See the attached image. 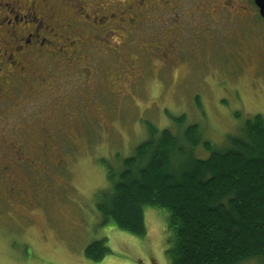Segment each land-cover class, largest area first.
I'll use <instances>...</instances> for the list:
<instances>
[{"label": "rangeland", "instance_id": "1", "mask_svg": "<svg viewBox=\"0 0 264 264\" xmlns=\"http://www.w3.org/2000/svg\"><path fill=\"white\" fill-rule=\"evenodd\" d=\"M38 1L20 0V10L53 29L66 57L29 56L41 78L8 88V99L0 91V156L25 146L21 156L35 160L28 175L3 159L14 192L7 198L0 182V264H169L166 210L143 207L142 236L98 211L108 172L121 170L147 124L178 135L196 124L199 139L226 146L246 119L264 117V19L253 0ZM7 33L0 28L1 49ZM194 153L209 155L202 144ZM100 239L106 254L86 257Z\"/></svg>", "mask_w": 264, "mask_h": 264}, {"label": "trees", "instance_id": "2", "mask_svg": "<svg viewBox=\"0 0 264 264\" xmlns=\"http://www.w3.org/2000/svg\"><path fill=\"white\" fill-rule=\"evenodd\" d=\"M147 131L121 170L108 172L110 189L96 203L104 219L142 236L150 205L167 212L169 264H264V117L246 119L226 146L199 139L196 124L182 135L152 124ZM198 144L207 157L196 156ZM107 251L100 239L84 254L98 260Z\"/></svg>", "mask_w": 264, "mask_h": 264}, {"label": "flooded vegetation", "instance_id": "3", "mask_svg": "<svg viewBox=\"0 0 264 264\" xmlns=\"http://www.w3.org/2000/svg\"><path fill=\"white\" fill-rule=\"evenodd\" d=\"M19 1L20 0H12V2H8L7 0H0V24L3 23V27L0 28H3L8 32L7 36L9 39L8 47L6 49L0 48V56H1L0 91H1V96L3 95L4 97H7V99L10 98L8 96V93H6V90L8 88H19L20 86H24L27 84L30 85L31 83H35L37 81V77L41 78L40 73H38L37 70H35L36 67L31 66L30 63L31 59L30 61L28 59L29 56L32 55L31 56L32 58L37 59V63L42 61H45L44 63H46L47 61H53L52 64L59 62V58L66 57L64 55L65 50L63 46H61L58 50H55L54 47H52L53 41L49 38V36L54 35V33L50 32L53 29L51 27H48L49 25L45 24L44 20H42L40 17L39 18L36 17L33 11L20 10L22 8H25V5L19 4ZM44 1H45V5H47L48 1L47 0ZM79 1L80 0H70L69 3L79 4ZM38 2H39L38 0H29V4L32 6L34 4L36 6ZM253 5L256 7L254 2ZM112 15L114 14L112 13ZM100 17L105 18L106 16L101 15ZM131 20L134 19L131 18ZM70 26L71 25L67 23L66 25L67 33L68 31H70V29L68 28ZM67 40L71 42V37L70 38L67 37V39L66 40L64 39L63 41H67ZM5 43L6 40H4V44ZM60 50H62L63 53H60L59 52ZM56 57L58 58L57 60ZM2 63L5 66L7 65V67L6 68L3 67L1 65ZM108 72L109 71H107V73ZM107 84H111V82L108 80ZM108 91L110 95L114 94L113 91L109 89ZM66 115L69 119L75 114L74 113L71 114V109L69 108L68 113ZM91 116L94 117V115ZM45 145L42 144L40 150L45 151L44 148ZM24 149L25 146H18V147L16 146L13 148L6 147V149L3 150V152H1L0 182L4 181L5 187H7V194H6L7 198L9 195L8 192L9 191L14 192V191L11 185H7L8 183L7 173L11 167L9 164L4 162L3 159L7 160L8 155L14 157L15 158L14 164L18 165L20 169L23 170V172L30 175L26 171L28 170L27 165L32 164V162H34L35 160H33V158L30 159L28 157L27 158L22 157L21 155L26 154L23 152ZM46 165L48 164H44V163L42 164V166H46ZM29 170H34V168H30ZM26 192L27 191L23 190V195L21 196V198H19L21 202H23V199H25V197L23 196Z\"/></svg>", "mask_w": 264, "mask_h": 264}, {"label": "water", "instance_id": "4", "mask_svg": "<svg viewBox=\"0 0 264 264\" xmlns=\"http://www.w3.org/2000/svg\"><path fill=\"white\" fill-rule=\"evenodd\" d=\"M253 2L258 8L259 15L264 19V0H253Z\"/></svg>", "mask_w": 264, "mask_h": 264}, {"label": "bare ground", "instance_id": "5", "mask_svg": "<svg viewBox=\"0 0 264 264\" xmlns=\"http://www.w3.org/2000/svg\"><path fill=\"white\" fill-rule=\"evenodd\" d=\"M60 9V8H59ZM79 42V41H78ZM16 124V123H15Z\"/></svg>", "mask_w": 264, "mask_h": 264}]
</instances>
